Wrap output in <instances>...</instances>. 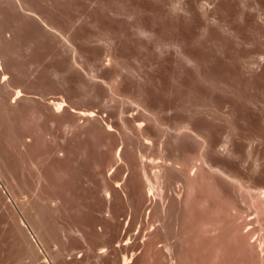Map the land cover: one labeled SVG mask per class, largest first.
I'll list each match as a JSON object with an SVG mask.
<instances>
[{"label":"rangeland","instance_id":"1","mask_svg":"<svg viewBox=\"0 0 264 264\" xmlns=\"http://www.w3.org/2000/svg\"><path fill=\"white\" fill-rule=\"evenodd\" d=\"M125 259L264 264V0H0V264Z\"/></svg>","mask_w":264,"mask_h":264},{"label":"bare ground","instance_id":"2","mask_svg":"<svg viewBox=\"0 0 264 264\" xmlns=\"http://www.w3.org/2000/svg\"><path fill=\"white\" fill-rule=\"evenodd\" d=\"M56 104H58V105H61V102H57ZM80 111V110H79ZM80 113V112H79ZM81 114L82 115H92L93 116V114L94 113H92L90 110L89 111H82L81 112ZM145 130V129H144ZM164 172V171H163ZM162 172V173H163ZM169 173H170V171H168ZM144 175H145V178H146V182H147V184H148V192H149V194L150 195H152V194H154L153 193V191H154V188H155V183H153V181L151 180V178H149L150 176L146 173V171L143 173ZM168 175V174H167ZM166 174H165V176L166 177H168ZM169 178V177H168ZM126 259H125V262H124V264H126Z\"/></svg>","mask_w":264,"mask_h":264}]
</instances>
